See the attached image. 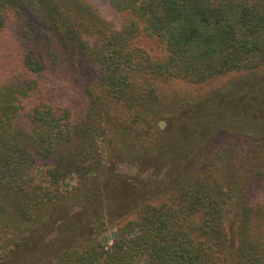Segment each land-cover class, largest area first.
<instances>
[{"label":"trees","instance_id":"16d2710c","mask_svg":"<svg viewBox=\"0 0 264 264\" xmlns=\"http://www.w3.org/2000/svg\"><path fill=\"white\" fill-rule=\"evenodd\" d=\"M108 2L0 0V264H264V0Z\"/></svg>","mask_w":264,"mask_h":264},{"label":"rangeland","instance_id":"374dc122","mask_svg":"<svg viewBox=\"0 0 264 264\" xmlns=\"http://www.w3.org/2000/svg\"><path fill=\"white\" fill-rule=\"evenodd\" d=\"M92 2L98 6L103 16L110 22L118 25L123 19V15L115 12L110 7L108 0H92ZM137 45L147 49L153 57L160 58L166 55L155 37L141 36L137 40ZM61 70L62 73L59 75H57V71L54 73V79L59 85L65 84L69 77L65 70ZM212 87L217 88L214 92L217 93L219 105L224 107L230 114L240 112L247 113L245 111L250 109V112L247 114L248 116L257 119L258 123H261V119H264L263 110L251 106L264 105V68L254 72L230 73L218 79ZM179 90H183V88H179ZM220 114L223 113L220 112ZM218 119L220 120L221 117ZM117 172L120 174H127L128 176L130 175L129 170L124 166L117 169ZM72 183L73 181L70 180L65 183V187ZM115 231V228H108L107 231L103 233L102 240L105 243L111 244ZM53 236L49 238L52 239ZM6 255L8 254L4 250L0 251V259H3ZM146 261L147 260L144 259L140 261L139 264H146Z\"/></svg>","mask_w":264,"mask_h":264}]
</instances>
